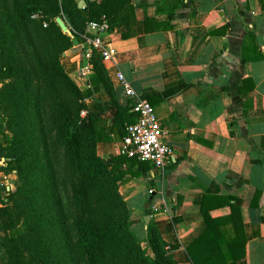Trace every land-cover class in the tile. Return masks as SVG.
<instances>
[{"label": "crops", "instance_id": "1", "mask_svg": "<svg viewBox=\"0 0 264 264\" xmlns=\"http://www.w3.org/2000/svg\"><path fill=\"white\" fill-rule=\"evenodd\" d=\"M102 1L76 0L84 2L83 9ZM131 4L135 26L110 28L104 43L113 50V61L104 68L120 106L130 107V102L115 80L118 73L153 106L171 148L170 164L159 173L149 163L121 155V139L96 145L98 158L125 157L137 173L119 187L131 229L143 242L149 203V224L174 260L188 264L186 249L207 229L200 212L203 197L232 198L246 238L245 258L236 264H264V0ZM61 64L77 87L91 88L88 104L111 103L92 69L81 72L86 64L80 44L63 55ZM179 87L186 89L165 101L147 96ZM113 117L114 112L107 114L108 124ZM6 168L0 167V187L16 177ZM213 208L212 219L231 215L228 205ZM221 231L232 236L230 225Z\"/></svg>", "mask_w": 264, "mask_h": 264}, {"label": "trees", "instance_id": "2", "mask_svg": "<svg viewBox=\"0 0 264 264\" xmlns=\"http://www.w3.org/2000/svg\"><path fill=\"white\" fill-rule=\"evenodd\" d=\"M57 18L64 21L71 36L57 26ZM102 21L111 29L127 23L132 30L135 17L131 0L89 2L85 9L78 8L76 0H0V110L15 125L12 145L19 143L22 150L17 158L0 153V159L28 182L20 195L34 205L36 226L28 228L34 231L33 238L36 231L46 228L41 215L49 214L51 208L58 213L59 228L64 229L66 207L55 189L66 191L72 213L71 229L60 230L65 236V253L71 258L66 264H178L155 225H148L143 242L131 229L130 212L119 193L120 185L129 180L127 176H137L128 159L103 161L96 155L97 143L125 137L126 127L135 121L131 105L118 104L99 56L94 55L90 64L94 80L103 87L110 104H88L91 88L77 87L61 64L63 55L74 47L73 40L80 44L86 25ZM185 89L147 96H156L155 102H161ZM109 112H114L110 124L105 118ZM8 127L12 125L0 122V137ZM24 155L31 157L32 164H27ZM55 163L57 168L64 164L60 172ZM48 184L55 188L52 193L47 192ZM233 200L203 197L200 212L207 229L186 249L188 264H236L245 258L246 238L240 212L230 202ZM227 205L229 218L210 217L213 207ZM229 225L232 236L228 237L221 228ZM26 240L27 235L17 232L9 240V244H16L15 249L1 245L10 257L5 264H23L15 258H21L18 244L24 245ZM47 242L35 249L38 264H46L43 259L50 255Z\"/></svg>", "mask_w": 264, "mask_h": 264}, {"label": "rangeland", "instance_id": "3", "mask_svg": "<svg viewBox=\"0 0 264 264\" xmlns=\"http://www.w3.org/2000/svg\"><path fill=\"white\" fill-rule=\"evenodd\" d=\"M0 122L7 125L10 124V126L12 125V127H8V129L4 131L3 137H0V153L7 157L17 158L19 153L22 152L20 144L15 142L12 145L10 141V138L14 136L13 131L15 129V125L9 121L7 113H4L2 109L0 110ZM39 148L40 149L37 148V151L40 153L42 150L41 147ZM24 158L28 165L32 164L30 156L27 157V155H24ZM61 159H63L62 156ZM56 165L57 163L54 164V167H56ZM62 165L64 166V164ZM63 166L56 168L60 172ZM12 168V165L8 164L6 172H13L14 169ZM14 174L16 175V173ZM22 179L16 175L14 182L5 183V185L0 187V261L2 263H6L10 258L5 253V249L1 245L4 244L7 245V248L15 249L17 247L16 244H9V240L13 239L17 232H20L24 236L27 235V240L24 245L18 244L20 249L19 255L21 258L16 257V261L11 259L12 261L23 264H38V255H35V249L42 247L44 245V241L48 240L49 242H47V245L50 255H47V257L43 259L46 264L70 263L71 258L65 253V250L67 249L63 242L65 240V236L60 231H66L72 227V213L70 208L67 206L68 196L66 191L63 188L55 189L50 184H48L47 187V192L49 193H52L55 189L56 195L61 197L63 204L66 207L65 213L67 218L63 221L64 229H62L61 226L59 228L58 223L61 225V221H58V213L51 208V212L49 214L43 212L41 215L42 219H46V228L44 227L42 230L36 231V235L33 238L31 235L34 231H28V228L34 229V226H36L34 223L36 217L35 213H33L34 205L32 204V201H26L25 197L20 195V190L24 189L28 183ZM39 183H41V181H39ZM6 187L8 188V191ZM53 201L55 202L56 199ZM51 224H53V227ZM142 248L146 249V245L144 243H142ZM17 254L18 252H16V255ZM147 254L152 256V254L148 251Z\"/></svg>", "mask_w": 264, "mask_h": 264}, {"label": "built area", "instance_id": "4", "mask_svg": "<svg viewBox=\"0 0 264 264\" xmlns=\"http://www.w3.org/2000/svg\"><path fill=\"white\" fill-rule=\"evenodd\" d=\"M110 30L105 21L90 22L86 25L80 42L81 58L86 67L81 72L85 73L92 69L90 60L94 55L100 57L104 67L113 61L114 52L104 43ZM115 80L130 102L131 113L135 115L134 123L126 127L125 137L119 144L120 154L131 160L149 163L159 173L164 172L170 164L171 148L165 141L166 134L161 128L153 106L136 95L122 74H116ZM4 165L5 159H0V167ZM158 212V208H154V213Z\"/></svg>", "mask_w": 264, "mask_h": 264}, {"label": "water", "instance_id": "5", "mask_svg": "<svg viewBox=\"0 0 264 264\" xmlns=\"http://www.w3.org/2000/svg\"><path fill=\"white\" fill-rule=\"evenodd\" d=\"M84 2H79L78 3V8L80 9H83L84 7ZM57 26L61 29V31L64 33V34H68L69 36L70 35V32H69V29L67 27V25L64 23V21L61 19V18H57L55 20ZM78 41L77 40H73V46H78ZM146 210H147V215L143 218V223L145 224V226L147 227L150 220H151V210H150V204H146Z\"/></svg>", "mask_w": 264, "mask_h": 264}]
</instances>
